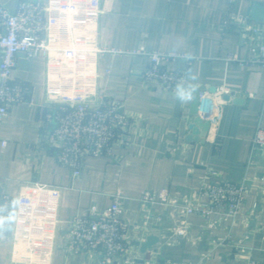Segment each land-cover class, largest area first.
Returning <instances> with one entry per match:
<instances>
[{"label":"crops","instance_id":"obj_1","mask_svg":"<svg viewBox=\"0 0 264 264\" xmlns=\"http://www.w3.org/2000/svg\"><path fill=\"white\" fill-rule=\"evenodd\" d=\"M39 1L49 3L56 18L52 47L46 56H17L13 76L28 91L0 125V201L9 195L13 214L22 212L16 199L29 196L34 183L58 187L60 196L54 213L34 225L17 220L0 231V264H99L101 253H67L66 220L76 214L95 218L116 194L123 197L120 216L129 223L130 243L118 264L139 258L189 264L203 254L207 264H264V150L252 148L256 129L264 128V66L229 59L257 57L264 23L250 14L264 0H97L96 7L70 0L77 3L64 12L57 6L63 0ZM0 3L15 9L19 0ZM141 48L175 55L163 64L183 70L187 80L175 90L145 81L150 59L133 54ZM200 87L223 100L221 115L204 142L187 141L191 95ZM232 91L244 103L222 98ZM101 96L121 103L130 129L111 155L88 156L82 175L73 177L46 138L62 102L95 104ZM243 180L248 190L236 220L210 227L201 216L168 204L197 200L207 182ZM145 192L155 199L148 207L140 201ZM183 221L187 233L179 235ZM151 229L161 242L143 256L133 243Z\"/></svg>","mask_w":264,"mask_h":264},{"label":"built area","instance_id":"obj_2","mask_svg":"<svg viewBox=\"0 0 264 264\" xmlns=\"http://www.w3.org/2000/svg\"><path fill=\"white\" fill-rule=\"evenodd\" d=\"M84 2L78 0L79 4ZM76 3L63 0L57 6L64 12L74 8ZM87 3L96 7L98 2L88 0ZM51 13V5L39 0H19L15 9L0 3V125L12 105L27 99V84L13 76L17 56H46L51 50V25L56 23V18ZM253 31L258 33L259 29L254 27ZM254 50L258 53L255 59H240L236 56L229 59L240 64L264 66V44L256 46ZM67 54L73 55L74 50L67 49ZM133 54H143L150 59L149 66L143 72L145 81H155L169 90H175L187 80V73L183 70H170L164 66L165 60L175 56L171 53L146 51L141 48ZM200 98L207 100L205 108L200 110V116L210 123L209 132H212L218 125L223 100L209 94L207 90L200 93ZM55 118V126L46 142L56 149L57 161L69 169L73 177L82 175L88 156L111 155L114 145L122 142L131 126L129 116L124 112L121 103L104 96L99 97L95 104L83 100H66L58 107ZM2 144L5 146L7 142L2 141ZM252 148L255 153L264 150L263 127L256 129ZM247 190L246 180L239 183L207 182L199 190L197 200L173 198L168 204L183 210L186 215L201 216L212 227L218 221L229 218L236 220L239 217ZM59 196L60 188L34 183L29 196L16 199L22 212L13 214V197L3 195L0 201V231L17 220L34 225L38 217L54 213ZM122 198L121 194L114 195L108 210L95 218L76 214L66 220L68 254L101 253L105 259L99 264H113L116 257L128 253L129 223L120 216L123 211ZM140 201L148 207L155 199L152 194L145 192ZM176 233H187L186 221L176 229ZM144 239L142 237L141 241ZM206 259L207 255L203 254L200 261L189 264H207ZM122 264L137 263L129 261ZM143 264L157 263L149 261Z\"/></svg>","mask_w":264,"mask_h":264},{"label":"water","instance_id":"obj_3","mask_svg":"<svg viewBox=\"0 0 264 264\" xmlns=\"http://www.w3.org/2000/svg\"><path fill=\"white\" fill-rule=\"evenodd\" d=\"M250 20L255 22H262L264 23V6L261 3H255L251 14ZM205 87H200L194 91L192 96L191 108L190 113L193 117V123L190 126V130L187 134V141H200L204 142L206 140L207 134L210 129V123L204 120L200 116V110L205 108L206 99L202 100L200 98V93L205 91ZM209 91L214 93L217 91L216 87L209 88ZM222 98L224 100H231L235 104H242L244 103L245 99L239 95H237L234 91L230 93H225ZM161 242V235L155 229H151L145 239L143 241H135L133 244L139 246V252L141 255H146L149 251L153 250L155 246L160 244ZM105 257L103 256V260ZM116 259V258H115ZM113 260V264H118ZM137 264L144 263V259L139 258L134 260Z\"/></svg>","mask_w":264,"mask_h":264},{"label":"clouds","instance_id":"obj_4","mask_svg":"<svg viewBox=\"0 0 264 264\" xmlns=\"http://www.w3.org/2000/svg\"><path fill=\"white\" fill-rule=\"evenodd\" d=\"M178 91H179V89H178Z\"/></svg>","mask_w":264,"mask_h":264}]
</instances>
